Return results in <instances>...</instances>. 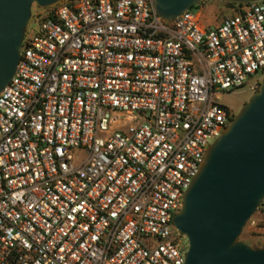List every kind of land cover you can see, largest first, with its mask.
I'll return each instance as SVG.
<instances>
[{
  "label": "built area",
  "instance_id": "1",
  "mask_svg": "<svg viewBox=\"0 0 264 264\" xmlns=\"http://www.w3.org/2000/svg\"><path fill=\"white\" fill-rule=\"evenodd\" d=\"M37 10L0 92V264H184L173 218L233 118L215 95L264 78V0L215 26L153 0Z\"/></svg>",
  "mask_w": 264,
  "mask_h": 264
},
{
  "label": "water",
  "instance_id": "2",
  "mask_svg": "<svg viewBox=\"0 0 264 264\" xmlns=\"http://www.w3.org/2000/svg\"><path fill=\"white\" fill-rule=\"evenodd\" d=\"M61 0H0V92L20 60L26 27L35 5ZM210 0H153L164 20ZM245 4L259 0H221ZM208 147L173 224L186 236L184 264H264V249L239 240L264 201V78L258 89Z\"/></svg>",
  "mask_w": 264,
  "mask_h": 264
},
{
  "label": "rangeland",
  "instance_id": "3",
  "mask_svg": "<svg viewBox=\"0 0 264 264\" xmlns=\"http://www.w3.org/2000/svg\"><path fill=\"white\" fill-rule=\"evenodd\" d=\"M37 9L39 8L34 5L31 9V15L37 12ZM190 10L193 14L199 16L200 24L204 26H215L216 19H220L231 13V9H229L225 2L221 0L206 1ZM36 28V23L33 20L30 21L27 28V35L33 36ZM256 78L259 79V77H251L246 82L245 86L234 89L231 92H224L215 95L214 100L219 105L230 109L233 116H235L242 106L249 100L251 95L258 89V85L253 88L255 81H257ZM260 82L261 80H259V84ZM78 156L84 155L83 153H79ZM239 240L249 244L254 249L264 248V201L245 224Z\"/></svg>",
  "mask_w": 264,
  "mask_h": 264
},
{
  "label": "trees",
  "instance_id": "4",
  "mask_svg": "<svg viewBox=\"0 0 264 264\" xmlns=\"http://www.w3.org/2000/svg\"><path fill=\"white\" fill-rule=\"evenodd\" d=\"M202 4V3H201ZM226 6L229 8V9H233L235 8L236 4H232V3H228V2H225ZM198 6V5H197ZM197 6H193L191 9L197 7ZM258 87H259V84H258ZM255 249H260V248H255ZM261 249H264V248H261ZM260 249V250H261Z\"/></svg>",
  "mask_w": 264,
  "mask_h": 264
}]
</instances>
